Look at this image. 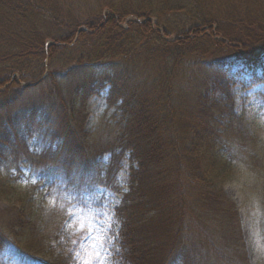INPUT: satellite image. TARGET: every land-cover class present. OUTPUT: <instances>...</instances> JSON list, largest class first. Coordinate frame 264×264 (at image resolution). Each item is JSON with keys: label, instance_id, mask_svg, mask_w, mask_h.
Here are the masks:
<instances>
[{"label": "trees", "instance_id": "1", "mask_svg": "<svg viewBox=\"0 0 264 264\" xmlns=\"http://www.w3.org/2000/svg\"><path fill=\"white\" fill-rule=\"evenodd\" d=\"M223 1L0 0V113L8 115L0 125V253L9 255L0 264H75L82 236L73 243L74 232L62 231L66 206L60 195L52 205L48 198L63 183L94 192L114 184L127 153L128 190L115 208L118 264H250L225 186L235 145L253 160L260 140L249 125L234 126L227 88L238 82L223 56L234 55L226 41L249 56L264 53V0ZM135 12L146 22L120 26ZM215 25L217 33L204 34ZM100 65L107 73L90 71ZM16 73L40 82L23 88L11 83ZM107 87L125 122L112 143L94 146L88 101ZM35 130L52 140L40 156L29 145ZM13 159L52 172L23 188L3 175Z\"/></svg>", "mask_w": 264, "mask_h": 264}, {"label": "rangeland", "instance_id": "2", "mask_svg": "<svg viewBox=\"0 0 264 264\" xmlns=\"http://www.w3.org/2000/svg\"><path fill=\"white\" fill-rule=\"evenodd\" d=\"M214 2V0H212ZM227 1V0H224ZM223 1V2H224ZM248 4L254 5L253 0H246ZM255 3L256 9H261L260 4ZM246 6H244L245 8ZM258 11V10H254ZM108 10L105 11V13ZM241 12H244L242 9ZM136 13V12H135ZM130 14L124 19L120 26H127L130 21L145 23L146 19H137L135 14ZM181 16H184L180 12ZM116 21L118 17L115 15ZM153 23L156 18H149ZM85 29V28H82ZM206 30L205 27L202 28ZM162 32V30H161ZM218 32V26H214L213 31L206 30L204 34ZM178 38L173 36L168 38L174 40ZM226 41V40H225ZM227 42L229 51L234 55L226 54L223 60L225 73L238 83L228 85L227 91L233 93L236 100V113L238 118L234 126L244 127L249 125L251 131L259 138L258 152L253 155V160L246 157L239 150L244 151L243 145H235L233 148V177L226 184L225 191L237 204L239 209V219L242 225V231L246 246V253L250 264H264V76L262 74L255 75L253 72H259L264 68V52L258 51V56H249L237 44ZM51 41L48 45H51ZM235 45L239 47L238 52H242L249 59L248 64L239 58V54L233 51ZM237 48V47H236ZM222 57V58H223ZM36 67V66H35ZM35 67L33 68V71ZM255 68V69H253ZM98 74L107 73L108 67L100 65L93 67L90 71ZM47 70L45 75L47 74ZM83 73V72H82ZM44 75V76H45ZM80 74H76L75 78H81ZM43 76V77H44ZM40 80L24 82L19 73L12 75L11 83L19 84L21 87H35ZM109 87L105 88L99 94L93 95L88 101V117L85 122V131L87 133V141L91 145L104 146L112 143L115 136H118L119 126L125 122L123 110L118 106H111L108 101ZM34 96L38 93L35 89ZM40 95V94H38ZM80 106V103L77 107ZM243 116L245 123L242 121ZM8 119V115L0 113V125ZM79 122V120H77ZM243 133L244 128L239 129ZM238 130V131H239ZM244 135V134H243ZM29 145L35 155L42 153L51 146L52 140L48 133L35 130L29 134ZM108 150V147L105 149ZM127 158L123 162V168L117 176L114 184L110 181L103 182L106 186L98 185L97 192L91 187L83 190L80 183H71L67 185L63 183L54 189V193L48 198L50 204H54L57 195H60L62 204L66 206V216L62 223V231H73V243L79 238L75 233L82 236L80 246L75 254V264H82V261L88 259L91 264H118L114 258V253L118 249V233L120 222L115 217V208L121 203L125 192L128 190V179L130 173V161ZM109 153L105 152L103 161L106 163ZM49 165L37 167L28 160L13 159L10 164L6 165L3 171L4 177H9L14 181L15 185L27 188L36 185L39 177L44 171H50ZM8 178V179H9ZM101 183V180H97ZM60 192L59 194H57ZM101 240L103 243H101ZM95 241V247H92ZM96 253L100 255L97 256ZM9 255L0 253V262H8Z\"/></svg>", "mask_w": 264, "mask_h": 264}, {"label": "snow or ice", "instance_id": "3", "mask_svg": "<svg viewBox=\"0 0 264 264\" xmlns=\"http://www.w3.org/2000/svg\"><path fill=\"white\" fill-rule=\"evenodd\" d=\"M101 243H103V241L101 240ZM92 247H95V241H93V245ZM97 256H99V253H96ZM82 264H91V261L88 259H85L84 261H82ZM101 264H103V261H101Z\"/></svg>", "mask_w": 264, "mask_h": 264}]
</instances>
